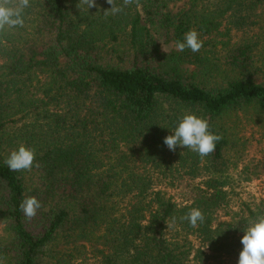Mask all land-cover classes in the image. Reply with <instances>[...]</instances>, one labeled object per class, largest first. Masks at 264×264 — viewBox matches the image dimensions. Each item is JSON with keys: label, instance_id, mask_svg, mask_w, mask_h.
Returning <instances> with one entry per match:
<instances>
[{"label": "trees", "instance_id": "obj_1", "mask_svg": "<svg viewBox=\"0 0 264 264\" xmlns=\"http://www.w3.org/2000/svg\"><path fill=\"white\" fill-rule=\"evenodd\" d=\"M78 3L30 0L0 33V260L238 264L264 216V193L244 195L264 185V0ZM192 29L202 48L178 51ZM186 113L222 137L207 157L163 142ZM21 144L35 162L14 172Z\"/></svg>", "mask_w": 264, "mask_h": 264}, {"label": "clouds", "instance_id": "obj_2", "mask_svg": "<svg viewBox=\"0 0 264 264\" xmlns=\"http://www.w3.org/2000/svg\"><path fill=\"white\" fill-rule=\"evenodd\" d=\"M107 3L111 5V8L104 11L106 15L123 13L127 7L133 4L137 7L140 6V0H122L121 5H117L115 0H107ZM80 5H86L89 9L95 7L96 3L95 0H79L77 7L79 8ZM30 6V0H0V33L23 27L25 10ZM202 46L203 41L194 29L186 32L183 41H177L175 45L180 52L190 49L193 53L199 52ZM171 132L172 134L166 136L163 141L169 150L175 151L177 146H180L195 152L200 158L213 153L216 143L222 139L219 134L210 131L209 123L205 118L194 113L184 114ZM35 157L34 148L21 144L18 149L10 152L4 163L9 170L14 172L31 171ZM19 207L26 219L32 220L42 205L36 197L28 196L22 199ZM181 219L195 228L204 222L205 217L200 209L192 208ZM168 227L170 225L167 224ZM240 243L243 248L239 253L238 264H264V216L249 220ZM0 264H3L2 260H0Z\"/></svg>", "mask_w": 264, "mask_h": 264}, {"label": "rangeland", "instance_id": "obj_3", "mask_svg": "<svg viewBox=\"0 0 264 264\" xmlns=\"http://www.w3.org/2000/svg\"><path fill=\"white\" fill-rule=\"evenodd\" d=\"M263 193H264V185L260 181H254L249 183V185L246 187L244 195L247 196L250 194H254L256 196H260Z\"/></svg>", "mask_w": 264, "mask_h": 264}]
</instances>
